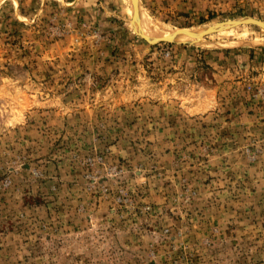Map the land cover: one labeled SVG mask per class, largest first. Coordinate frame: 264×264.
I'll list each match as a JSON object with an SVG mask.
<instances>
[{
    "label": "rangeland",
    "instance_id": "374dc122",
    "mask_svg": "<svg viewBox=\"0 0 264 264\" xmlns=\"http://www.w3.org/2000/svg\"><path fill=\"white\" fill-rule=\"evenodd\" d=\"M140 6L158 36L264 22V0ZM131 19L0 0V264H264V30L151 46Z\"/></svg>",
    "mask_w": 264,
    "mask_h": 264
},
{
    "label": "water",
    "instance_id": "95a60500",
    "mask_svg": "<svg viewBox=\"0 0 264 264\" xmlns=\"http://www.w3.org/2000/svg\"><path fill=\"white\" fill-rule=\"evenodd\" d=\"M130 6L132 12L131 26L133 32L137 37H139L141 40H143L144 42H146L151 46H157L160 44H178L177 40L183 37L196 38L203 42L205 41V38L210 35L229 31L242 26H256L264 30V22L254 19L252 17H242L227 22L219 23L208 28H204L202 29V31L201 29L192 30L187 28H181L178 29V32H175L174 34H170L166 37L150 38L144 33L143 27L141 25L142 15H141L140 0H130ZM185 44L189 45L195 43H185Z\"/></svg>",
    "mask_w": 264,
    "mask_h": 264
},
{
    "label": "bare ground",
    "instance_id": "6f19581e",
    "mask_svg": "<svg viewBox=\"0 0 264 264\" xmlns=\"http://www.w3.org/2000/svg\"><path fill=\"white\" fill-rule=\"evenodd\" d=\"M201 31H202V29H201ZM175 32H178V29H176V30H173V31H170L169 33H167V34H165V35H160V36H158V35H154V34H150L149 32H144L148 37H150V38H161V37H166V36H168V35H170V34H174ZM178 44H185V43H196V41H201V40H199V39H196V38H186V37H183V38H179L178 40ZM211 42V41H210ZM238 44V43H237ZM215 45H217L216 43H215ZM218 45H220V44H218Z\"/></svg>",
    "mask_w": 264,
    "mask_h": 264
}]
</instances>
